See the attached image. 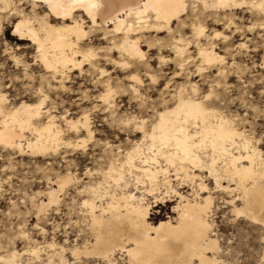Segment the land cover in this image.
Masks as SVG:
<instances>
[{
    "label": "bare ground",
    "instance_id": "6f19581e",
    "mask_svg": "<svg viewBox=\"0 0 264 264\" xmlns=\"http://www.w3.org/2000/svg\"><path fill=\"white\" fill-rule=\"evenodd\" d=\"M24 6L30 10L27 12ZM237 15L240 20L248 15L249 26L236 25ZM2 19L15 21L11 35L34 47L35 58L45 74L43 79L48 87L53 84L51 90L63 91L69 75L76 72L90 77L94 89L101 91L91 96L96 104L90 111H82L75 120L68 110L57 115L52 103L48 108L49 97L41 86L33 91L37 101L31 104L17 100L7 105L6 97L0 93L3 150L19 155L24 150L32 156L48 151L54 154L61 145H67L64 133L68 131L83 133L87 140L80 139L81 144L92 140L89 112L114 119L115 89L120 88V82L128 83L122 89V97L138 102L140 113H150L153 118L149 127L136 117H118L112 123L140 134L139 142L125 155L127 171L134 181L146 182L154 203L176 197L171 211L176 217L151 225L149 204H145L143 196L138 198L125 191L128 181L123 180L122 171L110 167L108 171L114 172L112 181L122 184L123 189L118 195L108 193L101 184L87 189L90 197L81 205L95 231L94 242L90 250L84 248L72 255H91L107 264H116L115 253L125 258V264H222L215 256L216 240L211 239L212 224L208 218L214 200L206 193L203 173L214 189L229 195L228 205L237 216L264 227L263 144L245 130V117L238 119L228 112L224 99L229 88L225 80L231 74L241 78L235 58L242 50L247 52L249 40L245 38H258L260 32L264 33V0H0V23ZM208 24L213 28L207 29ZM151 33L166 35L164 43L155 41L160 46L159 65L164 70L171 66L165 81L150 73L146 52L154 49L155 43L147 36ZM236 37L245 41L233 46L230 38ZM92 40L102 41L105 46L94 49ZM256 48L255 45L248 52H255ZM225 56L231 61L226 62ZM101 64L122 71L123 79L114 83ZM261 65L264 68V58ZM140 73L156 87L152 91L158 93V99L148 104L138 92L144 87ZM178 79L184 82L175 83ZM195 79L199 84L193 82ZM203 87L206 93L202 92ZM167 168L174 171L175 177L179 175L185 183L190 182L192 199L171 187ZM160 178L165 192L156 196ZM73 181L69 174L57 177L51 183L55 189L46 193L48 203L56 202L57 194ZM233 193L236 194L232 197ZM202 194L207 195L200 197ZM236 202L238 207L234 206ZM25 252L38 258L39 249L35 247ZM22 254L7 251L0 255V264H16ZM57 255L62 261V248Z\"/></svg>",
    "mask_w": 264,
    "mask_h": 264
},
{
    "label": "rangeland",
    "instance_id": "374dc122",
    "mask_svg": "<svg viewBox=\"0 0 264 264\" xmlns=\"http://www.w3.org/2000/svg\"><path fill=\"white\" fill-rule=\"evenodd\" d=\"M23 8L27 12L30 10L28 6ZM240 17L237 15L234 23L249 26L248 15L241 20ZM14 23L15 21L9 23L6 19H2L0 23V93L6 97L7 105L15 104L19 100L30 104L35 103L37 98L33 91L41 86L49 97L46 105L50 108L49 104L52 103V107L56 109L53 110L57 115L68 110L73 114L72 117L75 120L80 117L82 111H90L91 107L96 104L91 100V96H97L101 92L94 89L91 78L75 72L69 75L63 91L51 90L53 84L50 83L48 87L47 81L43 79L45 74L35 58L34 47L27 42H18L11 35ZM174 25L175 23L172 27ZM206 27L207 29L213 28L209 24ZM214 29L221 30L216 27ZM259 35L258 38L251 36L245 38V40H249L246 43L248 50L247 52L242 50L235 58V62L242 71L241 78L237 79L236 75L231 74L232 77L225 80L227 88H229L224 94L226 96L224 99L225 102L227 101L229 106L227 110L230 114L237 115L238 119L246 118L245 130L255 138L261 139L263 147H260V150L264 152V68L261 67L264 58V33L260 32ZM147 36L153 44L156 39H160L161 43L166 41L165 34L151 33ZM98 38L100 39V37ZM240 39V37L230 38V43L236 46L245 41ZM251 41L257 43L253 42L257 51L252 53L248 52L255 46ZM92 46L94 49H100L105 46V43L92 40ZM153 47L152 51L146 52L148 61H150L148 62L150 73L158 77L159 80L163 78L165 81L168 79L166 75L171 70V66L168 67L170 70H164L159 65L157 57L160 46L155 43ZM141 49L146 51L145 47H141ZM14 58L17 63H14ZM225 58L226 62L231 61L229 57L225 56ZM101 67L107 71L114 83L116 79L122 80L124 77L122 71L113 69V67L104 64H101ZM139 76L144 87L138 92L142 95L144 103L148 104L150 101L158 99V93L152 91L156 87L150 85L142 73ZM183 82L184 79H178L175 83ZM193 82L199 84L197 79ZM127 85L128 83L120 82L118 85L120 88L115 89L117 97L114 119L117 120L119 117L124 120L136 117L146 121V126L149 127L152 122L150 120H153L151 114L140 113L138 102L132 103L133 101L129 97H122V89H125ZM160 85L161 89L164 82ZM201 89L203 93H206L205 87ZM77 99L79 101H75ZM244 105L247 107L245 108ZM245 114L246 116H244ZM89 118L93 127V138L84 144L80 143V139L87 140L83 133L75 135L68 131L64 133V142L67 145H61L54 154L52 151H48L43 155H33V157L26 150L23 151V155H19L16 151L0 148V255L11 250H15L19 254L24 252L16 264H47L48 262L50 264H107L101 258L83 254L72 255V253L74 251L81 253L84 248L90 250L94 242L95 231L89 225L87 211L81 205L82 201L90 197L87 189L95 188L97 184H101L105 191L115 195L120 194L123 189L122 184L116 185L112 181L114 172L108 171L110 167L114 166L113 170L122 171L123 180L128 181L125 191L138 198L143 196L145 204L146 202L149 204L148 222L151 225L157 224L166 217H170L171 220L176 217L171 212L177 202L176 197L170 196V198L154 203L153 197L147 193L146 182L143 179L140 180V183L134 181L133 175L127 171L125 155L139 142L140 134L135 130L112 123L114 119H111L107 114L98 115V113L89 112ZM62 130L65 128L63 127ZM25 136L29 137L28 134ZM159 166L163 167L164 164L159 163ZM167 170L171 187L176 192L184 196L187 194L186 197L192 199L190 182L185 183L179 175L175 177L171 168H167ZM66 174H69L75 181L69 183L57 194L56 202L48 203L46 193L50 188L55 189L52 184L57 177L61 178ZM202 175V181L208 189L206 193H209L214 200L208 220L212 224L211 239L216 240L218 247V254L215 255L218 261L220 260L219 262L222 264H264V227L248 222L249 220L240 215L237 216L232 211L233 207L228 205L229 195H226L224 191L221 193L214 189V185L210 179H207V175L204 173ZM160 182L161 178L157 184V190L154 192L156 196L165 192V185ZM235 194L233 193L232 197ZM205 195L207 194H202L200 197ZM234 206L238 207L239 204L236 202ZM48 245H53L54 248H46ZM33 247L39 249L38 258L25 252ZM60 248L63 249L62 261H59L57 255ZM113 259L116 264H125L126 261L123 256L121 257L117 253Z\"/></svg>",
    "mask_w": 264,
    "mask_h": 264
}]
</instances>
